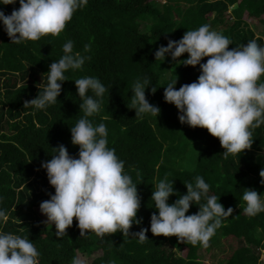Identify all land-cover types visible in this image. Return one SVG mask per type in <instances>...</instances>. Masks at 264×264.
I'll use <instances>...</instances> for the list:
<instances>
[{
	"label": "trees",
	"instance_id": "1",
	"mask_svg": "<svg viewBox=\"0 0 264 264\" xmlns=\"http://www.w3.org/2000/svg\"><path fill=\"white\" fill-rule=\"evenodd\" d=\"M18 8V0L0 5L5 15ZM204 24L232 41L229 50L253 39L264 47V0H87L59 36L21 44L10 43L0 23V208L8 217L0 231L31 240L40 253L39 264H72L79 256H85L87 264L98 252L100 256L88 264H202L199 258L205 260L204 253L213 254L215 249L223 254L218 264H264V212L246 216L242 200L246 189L256 190L264 198L259 175L264 169V125L253 130L251 149L225 159L218 138L206 129L181 124L178 110L164 100L168 83L177 77L174 87L178 90L195 82L200 69L199 65L183 64L187 53L175 61L166 56L161 62L155 60V51ZM68 40L73 41L74 51L91 59H86L82 69L65 73L68 80L62 82L55 104L46 110L25 108V101L43 91L49 66L61 58ZM86 44L91 46L89 52H84ZM86 76L100 79L109 89L101 112L89 119L94 126L106 125L108 147L115 149L124 161L125 173L137 184L141 199L137 219L141 223L133 224L130 233L150 229V217L156 212L151 200L156 182L173 180L176 193L184 195V183H194L196 176H202L210 185V195L219 197L225 210L233 208L209 247L193 246L175 236H154L150 230L143 243L119 232L80 236L75 218L67 234L58 237L56 229L41 220L36 210L54 194L41 163L50 160L52 148L60 145L78 158L70 128L83 110L74 80ZM143 77L151 82L145 89L146 99L161 110L157 120L135 117V110L130 109L132 87ZM192 150L197 160L188 169L186 161ZM177 198L170 196L169 203ZM198 210V205H192L186 215ZM222 240L229 243L228 252L222 248ZM175 249L184 251V257L176 256Z\"/></svg>",
	"mask_w": 264,
	"mask_h": 264
},
{
	"label": "clouds",
	"instance_id": "2",
	"mask_svg": "<svg viewBox=\"0 0 264 264\" xmlns=\"http://www.w3.org/2000/svg\"><path fill=\"white\" fill-rule=\"evenodd\" d=\"M16 3L17 0H0V5ZM18 3L19 8L10 15L0 10V23L10 43L14 44L59 36L74 13L86 6L87 0H18ZM229 45L232 41L228 37L204 24L187 30L178 41L169 40L167 46H160L154 53L155 60L161 62L166 56L175 61L187 53L183 64L199 65L198 79L177 90L176 77L164 87V100L178 110L181 124L206 129L212 137L218 138L225 159L251 149L253 130L264 125V81L261 79L264 77V47L255 39L231 50ZM62 50L61 58L49 66L43 91L25 101V108L46 110L55 104L62 82L68 80L65 73L82 69L86 59H91L74 51L71 40L63 44ZM90 50V44H86L84 52ZM205 57L206 62L201 63ZM74 83L82 101L79 108L83 110V116L70 128L71 143L79 149L78 158L69 155L67 148L60 145L52 148L50 160L41 163L54 194L39 207L47 223L54 224L55 234L66 235L75 218L80 236L91 232L103 237L119 232L143 243L148 240L145 233L150 230L154 236H175L193 246L209 247L210 239L223 221L232 216L233 208L225 210L219 197L210 195V185L202 176H196L194 183H184L187 189L184 195L176 193L173 180L164 178L156 182L151 195L156 212L150 217V229L130 233L133 224L141 223L137 219L141 206L137 184L125 173L124 161L119 159L115 149L108 147L106 125L94 126L89 119L101 112L109 89L92 76L76 79ZM149 85L148 77L136 80L130 109L135 110V117L150 116L157 120L161 110L145 96ZM155 91L152 87L151 92ZM259 175L264 184V169ZM173 195L178 198L169 203ZM242 200L246 216L255 217L264 212V198L256 190L246 189ZM192 205H198V212L186 215ZM7 218L6 210L0 208V224ZM39 255L27 237L0 231V264H39ZM72 264H81V260L74 258Z\"/></svg>",
	"mask_w": 264,
	"mask_h": 264
},
{
	"label": "rangeland",
	"instance_id": "3",
	"mask_svg": "<svg viewBox=\"0 0 264 264\" xmlns=\"http://www.w3.org/2000/svg\"><path fill=\"white\" fill-rule=\"evenodd\" d=\"M160 3H163V2H160ZM253 29H254V31H256V29L254 27H253ZM166 78H169V75H166ZM196 160H197L196 152L194 150H192L191 153L189 152V156H188L187 161H186L187 168L188 169L193 168L195 166ZM36 212L39 213V216H40L41 220L45 223V225L48 228H55L54 224L47 223V217L41 213L40 207L36 210ZM223 247H226L227 249H225V250H226V252H228L229 248H230V245L226 241L222 240V248ZM174 253L176 254V256L182 257V258L185 255L184 251H180L178 249H175ZM99 254H100V252H98L96 254H93L91 258H88V260H89L88 263H90V261H92L95 257L100 256ZM204 255H205V260H202L201 258H199V261L202 264H218L217 261L219 259L222 260V258H223L222 257L223 256L222 252H220L219 250H216V249H215V252H213V254H211V253L209 254V253L205 252ZM211 255H212L213 258L211 257ZM78 259L81 260V264H85L87 262L85 256H79ZM261 260L264 261V254L263 253L261 254Z\"/></svg>",
	"mask_w": 264,
	"mask_h": 264
}]
</instances>
